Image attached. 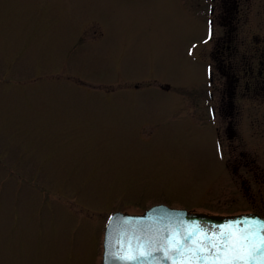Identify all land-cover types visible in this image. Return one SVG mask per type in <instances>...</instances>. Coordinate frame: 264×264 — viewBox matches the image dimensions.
I'll use <instances>...</instances> for the list:
<instances>
[{
  "label": "rangeland",
  "instance_id": "374dc122",
  "mask_svg": "<svg viewBox=\"0 0 264 264\" xmlns=\"http://www.w3.org/2000/svg\"><path fill=\"white\" fill-rule=\"evenodd\" d=\"M209 4L0 0V264H102L116 212L261 208L264 0L232 21L234 116L211 96Z\"/></svg>",
  "mask_w": 264,
  "mask_h": 264
},
{
  "label": "water",
  "instance_id": "95a60500",
  "mask_svg": "<svg viewBox=\"0 0 264 264\" xmlns=\"http://www.w3.org/2000/svg\"><path fill=\"white\" fill-rule=\"evenodd\" d=\"M236 221L241 222L240 227L249 223L260 230V226L264 224V217L257 213L210 215L174 209L166 205L152 206L142 214L116 212L110 216L105 228L102 264H171L162 250L167 238L180 239L181 236L196 232L198 229L203 230L200 232L201 236L205 233L209 235L212 232L219 233L220 226ZM138 243L152 251V255L133 261L119 258L136 254ZM155 249L161 250L155 251ZM176 264H181V261L177 260Z\"/></svg>",
  "mask_w": 264,
  "mask_h": 264
},
{
  "label": "snow or ice",
  "instance_id": "6c2138e0",
  "mask_svg": "<svg viewBox=\"0 0 264 264\" xmlns=\"http://www.w3.org/2000/svg\"><path fill=\"white\" fill-rule=\"evenodd\" d=\"M232 222L220 226L219 233H205L198 229L187 233L180 239L167 238L162 245L165 258L171 264L181 261V264H264V224L260 230L252 224ZM227 228V231L224 229ZM234 229V230H233ZM149 247L151 242L149 241ZM161 249H155L160 251ZM152 255L143 244H137L136 254L119 257L121 260L133 261Z\"/></svg>",
  "mask_w": 264,
  "mask_h": 264
},
{
  "label": "flooded vegetation",
  "instance_id": "af4514ba",
  "mask_svg": "<svg viewBox=\"0 0 264 264\" xmlns=\"http://www.w3.org/2000/svg\"><path fill=\"white\" fill-rule=\"evenodd\" d=\"M228 1V2H227ZM210 0L209 4V14L213 16L210 17V24L213 26L215 24V20L219 23V26L223 28L222 32L216 36L214 39V48L212 50V58L214 59V65L217 69L218 77L215 78V76L210 73V84L212 85L214 89V92H212L211 96H217L220 100V114L222 115V112L224 110H229L231 112V116L235 115L234 110L236 107L234 99H236L237 96H239V93L237 92V88L240 83V78L235 75L232 71L233 65H232V58L234 56V53H236V49H233L232 42L234 43L236 41V26L233 24L231 19L226 18V14H230V12L238 9L239 0ZM226 20L230 21V25L226 23ZM212 34V31H211ZM250 70L247 71L248 73L253 72L252 67L249 68ZM210 71V69H209ZM254 74V72H253ZM215 85H218L215 87ZM216 93V95H215ZM225 111V112H226ZM213 116L216 114L215 110H213ZM231 123V122H230ZM228 139L235 138L238 134L239 128L235 129L234 127H230ZM239 147H236V150ZM239 155L237 156V152L234 153V157L236 159V165L238 169L245 168L247 174H252L253 171V160H246L242 157L243 153L241 151L238 152ZM254 175L253 181L256 183L257 181L260 182L261 180L257 179L256 174ZM241 183L244 184V180H241ZM262 187L264 188V182L261 183ZM261 188V196L259 201V206L261 208L259 210L253 209L242 213H257L264 217V189Z\"/></svg>",
  "mask_w": 264,
  "mask_h": 264
},
{
  "label": "trees",
  "instance_id": "16d2710c",
  "mask_svg": "<svg viewBox=\"0 0 264 264\" xmlns=\"http://www.w3.org/2000/svg\"><path fill=\"white\" fill-rule=\"evenodd\" d=\"M232 1H233V0H232ZM236 13H237L236 10L230 12V14L227 13V14H226V18L231 19V21H235V17H236V15H237ZM259 71H260L261 76L264 78V67H263L262 70H259Z\"/></svg>",
  "mask_w": 264,
  "mask_h": 264
}]
</instances>
